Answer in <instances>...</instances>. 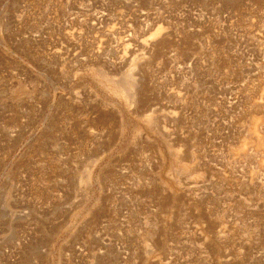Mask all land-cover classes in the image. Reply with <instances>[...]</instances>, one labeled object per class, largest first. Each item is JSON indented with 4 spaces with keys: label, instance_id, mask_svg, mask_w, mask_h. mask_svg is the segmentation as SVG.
Segmentation results:
<instances>
[{
    "label": "rangeland",
    "instance_id": "obj_1",
    "mask_svg": "<svg viewBox=\"0 0 264 264\" xmlns=\"http://www.w3.org/2000/svg\"><path fill=\"white\" fill-rule=\"evenodd\" d=\"M0 264H264V0H0Z\"/></svg>",
    "mask_w": 264,
    "mask_h": 264
}]
</instances>
